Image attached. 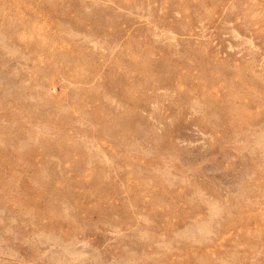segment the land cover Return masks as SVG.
<instances>
[{"label": "rangeland", "instance_id": "1", "mask_svg": "<svg viewBox=\"0 0 264 264\" xmlns=\"http://www.w3.org/2000/svg\"><path fill=\"white\" fill-rule=\"evenodd\" d=\"M0 264H264V0H0Z\"/></svg>", "mask_w": 264, "mask_h": 264}, {"label": "bare ground", "instance_id": "2", "mask_svg": "<svg viewBox=\"0 0 264 264\" xmlns=\"http://www.w3.org/2000/svg\"><path fill=\"white\" fill-rule=\"evenodd\" d=\"M59 1H60V0H59ZM124 3H126V2H124ZM125 5L127 6V4H125ZM51 7H52V6H51ZM90 36H91V35H90ZM61 154H62L63 156H66V155H64L63 153H61ZM63 158H64V160H66L67 157H63ZM84 166H85V165H82L81 167H84ZM71 171H72V170H71ZM71 171H70V172H71ZM78 171H79V170L76 169V170L73 171V172H74V173H78ZM68 172H69V171H68ZM70 187H72V185H68V186H67V188H70Z\"/></svg>", "mask_w": 264, "mask_h": 264}]
</instances>
